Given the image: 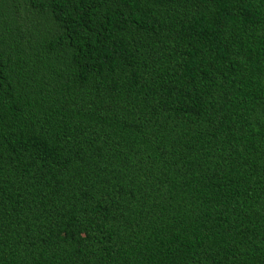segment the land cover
Listing matches in <instances>:
<instances>
[{"label": "trees", "instance_id": "trees-1", "mask_svg": "<svg viewBox=\"0 0 264 264\" xmlns=\"http://www.w3.org/2000/svg\"><path fill=\"white\" fill-rule=\"evenodd\" d=\"M0 264H264V0H0Z\"/></svg>", "mask_w": 264, "mask_h": 264}]
</instances>
